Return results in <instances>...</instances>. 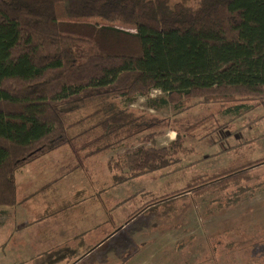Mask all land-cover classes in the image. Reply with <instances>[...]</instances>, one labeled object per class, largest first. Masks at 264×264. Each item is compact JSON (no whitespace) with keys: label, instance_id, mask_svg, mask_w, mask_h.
Wrapping results in <instances>:
<instances>
[{"label":"trees","instance_id":"1","mask_svg":"<svg viewBox=\"0 0 264 264\" xmlns=\"http://www.w3.org/2000/svg\"><path fill=\"white\" fill-rule=\"evenodd\" d=\"M155 91L162 96L151 98ZM137 98L148 100L147 111L129 108ZM195 101L220 104L221 118L228 120L199 137L213 147L216 131L264 108V0H199L197 7L169 0H0V217L24 206L18 171L63 147L81 168L93 157L125 149L123 159L108 164L113 187L203 164L213 156L194 163L189 146L203 124L218 126V113L191 123L164 117ZM98 104L103 106L70 122L71 115ZM169 130L175 139L159 148L157 138ZM262 161L241 158L196 175L163 211L147 205L143 217L158 211L157 217L178 218L179 198L184 210L192 204L206 219L216 217L218 207L234 210L244 193L262 185H241ZM103 232V238L113 234L107 227ZM245 232L235 227L210 238L214 259L233 264ZM77 239L76 246L35 256L34 264H75L89 251L83 236Z\"/></svg>","mask_w":264,"mask_h":264},{"label":"rangeland","instance_id":"2","mask_svg":"<svg viewBox=\"0 0 264 264\" xmlns=\"http://www.w3.org/2000/svg\"><path fill=\"white\" fill-rule=\"evenodd\" d=\"M169 1L171 5L185 3L191 7H197L199 2V0ZM159 96L162 94L155 91L151 98ZM219 105H207L201 101H195L186 109L181 111L171 109L164 114V117L171 120L178 118L184 123H191L203 120L211 114L217 116L218 113V126H212L209 121L203 124L205 129L202 130L201 128L195 132L199 135L193 139L189 146L195 150L193 154L195 156L192 155L194 163L199 159L213 157L203 164L191 168L179 170L180 167L176 166L113 187V179L108 164L111 160L123 159L125 149L113 151L105 156L93 157L87 161L84 168L76 167L75 159L68 147L31 159L17 174L18 198L24 206L7 209L10 210L9 214L0 217V264H34L32 259L46 251L61 248L66 244L75 246L79 242L76 238H79L80 235H83L86 242L94 241V244H90L91 246L86 248L89 251L79 260L80 263H76L77 261L74 263L97 264L98 258L105 249L100 248L97 252L94 249H97L106 239L103 238V234H105L103 229L107 227V221L111 215L118 224L116 232H122L121 229L128 228L126 233L130 234L127 238H130L131 241L134 237V234H131L133 228L136 233L135 237H139L138 228L140 225L132 226L134 219L148 222L154 230L156 228L176 229L180 227L179 223L183 215L189 207L193 206L190 204L191 202L189 207L187 206L184 210L180 198L175 200L178 218L173 217V215L171 217L169 215L166 219L161 216L157 217L158 211L164 210L166 201L176 199L173 198V193L176 194L183 190L196 175L213 173L222 167H227L233 161H239L241 158H246V160L264 158V138H261L264 135V108H258L246 117L232 123L229 129H226L225 126L221 128L222 130L216 131L220 133H216L212 138L213 142H218V145L214 147L211 146V141L209 143L207 140L206 143L201 139L199 140V137L204 136L210 126L211 129L208 131L212 132L217 130L216 127L221 124H228L227 119L221 118ZM102 106L103 104L90 105L86 109L71 115L70 122H77ZM129 108L147 111L148 100L137 98L129 105ZM245 126H248L247 129H243ZM227 134H231V137ZM226 135L229 137L225 139L224 136ZM238 135L240 137L237 141ZM175 137L176 133L171 132V130L165 132L157 138L158 147L168 146ZM220 139L225 140L221 142ZM244 139L248 141L244 146L223 152L224 149H230L236 144H240ZM250 174L251 179L241 185L255 189L256 186L258 188V185L262 184L257 192L248 191L244 193L242 195L243 202L234 210L230 211L225 207H218L216 217L210 219L200 217L201 223H204L203 220H207L204 226L215 221H223L225 228L236 225V228L245 230V234L252 232V235L247 236V241L243 240L245 234L237 239L238 244L241 242V245L251 242L249 247L252 248H248L250 249L249 259L252 253L259 252L258 248H260V252L264 250V161L255 164ZM230 190L231 192L227 194V197L230 193H235L238 188L235 185ZM125 201L127 202L122 204ZM147 205H149L148 207H158V211L154 212L152 218L143 217L144 207ZM221 209L228 211L221 215ZM80 211H83L85 216L80 214ZM139 212L142 215L138 214ZM38 213H42L41 216ZM132 215L134 218L131 217ZM170 218L171 221H169ZM244 226L246 229H243ZM91 230L94 231L93 234H90ZM221 233L211 237L216 239ZM116 241L122 244L120 239ZM209 246H211L210 239ZM112 254L110 253V257H108L106 253L102 258L112 259ZM119 255L126 256L127 253L120 252ZM212 262L214 264H228L226 260L218 263V259H216Z\"/></svg>","mask_w":264,"mask_h":264},{"label":"crops","instance_id":"3","mask_svg":"<svg viewBox=\"0 0 264 264\" xmlns=\"http://www.w3.org/2000/svg\"><path fill=\"white\" fill-rule=\"evenodd\" d=\"M38 214L41 216L42 213ZM80 214L85 216L83 211H80ZM203 218H206V215ZM113 221L117 224L111 215L108 218L107 229L113 234L108 236L97 249H94L95 252L99 251L100 248L105 249L100 255V259L98 258L97 264H214L212 261L215 259L212 255L211 246H209V239L212 238V235L236 226L225 228L223 221H215L204 226L207 220H203L204 223H201L200 215L192 206L183 215L179 223L180 227L176 229L156 228L154 230L149 226L148 222L134 219L132 226L137 224L141 227L139 226L138 228L139 237H135L136 233L133 228L131 234H134V237L131 241L130 238H127L130 233H126L129 229L124 228L121 229L122 232H116L115 226L112 224ZM116 226L118 228V224ZM90 232V234H93L94 231L91 230ZM248 235H252V232L245 234L244 241L248 240ZM117 239H120L122 244L118 243ZM78 241L80 242V240ZM84 241L86 247H89L94 242L88 243L85 238ZM250 244L251 242L243 245H241V242L238 244L235 264H264V250L260 252V248H258L259 252L252 253L250 259L248 258L250 251L248 248H252L249 247ZM120 252H126L127 255L120 256ZM106 253L108 257H110V253H113L112 259L102 258ZM80 262L78 261L77 263Z\"/></svg>","mask_w":264,"mask_h":264}]
</instances>
